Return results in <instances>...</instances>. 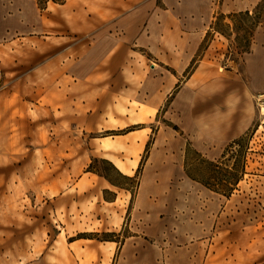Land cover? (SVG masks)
Returning <instances> with one entry per match:
<instances>
[{
    "label": "rangeland",
    "instance_id": "rangeland-1",
    "mask_svg": "<svg viewBox=\"0 0 264 264\" xmlns=\"http://www.w3.org/2000/svg\"><path fill=\"white\" fill-rule=\"evenodd\" d=\"M65 1L0 0L5 26H24L0 29V264L75 261L76 240H112L117 247L126 241L120 264H171L174 253L163 254L162 246L179 243L185 232L197 236V264L205 257L208 264H264V77L254 56L264 53V14L257 28L241 17L235 25L221 20L220 27L227 29L228 22L235 27L229 29L232 44L209 27L195 60L178 72L172 63L185 54V45H105L100 47L107 56L117 52L125 60L115 67L114 61L99 59L98 38L77 34L64 22L60 4ZM259 1L236 0L234 10L217 5L213 21L220 13L253 12ZM79 5L91 7L90 0ZM241 25H249L247 34ZM249 38L251 49L240 52L237 43ZM201 63L213 73L189 84ZM99 68L114 70L100 85L92 76ZM231 77L241 81L229 88ZM205 86H210L206 96ZM229 91L236 92L239 105L250 103L259 115L239 143L234 144L236 138L223 145L205 143L191 122L224 110ZM140 94L150 113L132 127L146 125L160 140L151 159L158 165L148 163L139 191V171L120 176L108 160L95 158L99 139L125 129H106L89 113L93 100L102 98L100 110L115 112V106L129 105ZM188 143L187 168L213 184L224 183L227 169L245 163L244 178L231 196L190 180ZM90 164L129 188L122 228L100 229L96 218L102 208L109 212V205L99 186L83 193L78 182ZM104 196L112 195L106 191ZM161 213L165 220L159 219Z\"/></svg>",
    "mask_w": 264,
    "mask_h": 264
},
{
    "label": "crops",
    "instance_id": "crops-1",
    "mask_svg": "<svg viewBox=\"0 0 264 264\" xmlns=\"http://www.w3.org/2000/svg\"><path fill=\"white\" fill-rule=\"evenodd\" d=\"M235 1L223 0L219 6L217 0H160V2L159 0H90L91 7L86 9V7L79 5L82 0H66L65 3L60 4V14L65 23L69 21L68 26L74 30L73 32L77 34L91 32L96 36L98 39L94 41V44L99 45L98 58L114 61L115 67L117 61H123L125 58L117 52L109 57L107 56L109 52L106 53L105 49L100 46L185 45L187 46L185 54L172 63L179 72L187 70L195 60L196 47L202 42L205 33L211 27L217 12V5L223 10L228 6L234 10L237 8ZM26 26L31 27L32 25ZM4 27L20 28L24 26L14 23L5 26L4 21L0 20V29ZM259 52L255 53L254 56L257 60V66L262 72L261 76L264 77V53ZM181 64H183L182 67ZM212 73L211 66L198 64L188 83H197L202 76H210ZM113 74L114 70L112 69L99 68L93 70L92 76L97 78L94 82L100 85L102 78L110 77ZM239 81H241L239 78H229V88L237 85ZM209 87L205 86V96ZM235 93L229 91L228 102L224 105V110L214 111L209 116L206 114L197 123L196 121L191 122L196 130V137L205 143L223 145L247 131L259 114L256 110L255 112L252 111L250 103L239 105L237 102L238 95ZM135 99L137 100L133 102L129 99L131 101L129 105L115 106V112L111 110V107H107L105 111L100 110L103 103L102 98L98 102L93 100L89 119L94 120L98 117L106 129H125L99 139V153L96 154L97 157L95 158L101 157L108 160L120 176L130 178L135 176L136 171H139L141 174V176L139 175L140 179L138 176L140 191L147 170L146 166L150 163L154 155V147L160 138L151 137V130L146 125L140 128L132 127L133 123H140L141 118L150 113L148 103L143 96L141 100V94ZM245 99L246 96L242 95V101ZM121 109H127L129 112L123 113ZM156 111L157 109L154 113ZM107 126H111V128ZM94 146L97 147V145ZM90 161L91 159L88 162ZM152 163L155 166L158 165L157 162L151 161L150 164ZM91 164V168L84 169L83 175L80 176L79 187L85 193L86 187L89 190L93 186H99L101 199H104L109 205L106 206L109 212L104 213L103 210L106 208H102L99 212L102 214L98 213L99 216L96 218L100 222V229L113 231L122 228L127 217V204L131 200L129 188L106 176ZM142 165L144 167L140 171ZM192 182L198 181L193 180ZM106 191L112 195L109 199L104 196ZM136 201L137 199L134 200V206ZM165 218L164 214L159 215L160 220H165ZM128 238L129 236L126 237V240ZM196 238L197 236L193 232H185L179 236V243L162 246V253H174L169 259L171 264H197L198 257L196 254L199 245ZM76 241L73 243L77 249H75L77 259L68 262L61 261L60 264H113L117 252L119 255L116 264L121 263L126 241L121 247H117L115 241L112 240L104 243H97V240H93L92 244H80ZM205 250L207 251V249ZM205 259L206 257L202 264H208V258Z\"/></svg>",
    "mask_w": 264,
    "mask_h": 264
},
{
    "label": "trees",
    "instance_id": "trees-1",
    "mask_svg": "<svg viewBox=\"0 0 264 264\" xmlns=\"http://www.w3.org/2000/svg\"><path fill=\"white\" fill-rule=\"evenodd\" d=\"M40 1L41 0H39V2ZM263 14H264V0H260L259 3L256 5L253 12H250V10H244V11H238V12L234 11V12H229V13H220L215 18V20L212 22V25L210 28H213V30L229 38V40L231 41V32H229V29L235 28V27H232L231 23L228 22V23H224V25L227 27V29H224L220 27L219 25L221 20H222L221 22H223L226 18H229L231 21H233L235 25V23L237 22V18L241 17L245 24L252 21L254 28H257V26L259 25L261 21ZM241 27H243V29L246 30L245 32L247 34V30H249L248 28L249 25L247 27H244L243 25H241ZM237 41H238V38L235 39V42ZM232 43L233 42L231 41V44ZM251 45H252V40L251 38H249L245 40V43H241L239 41L236 46L239 47L240 52L244 53V52H248L251 49ZM247 133L248 132L236 138L234 140V144L239 143L242 139H244L245 134ZM190 145H191L190 143L187 144L186 156H185V170H186L187 175L191 179L200 182L201 184H203L204 186L210 188L211 190L215 192H218L225 196H231V194L238 188L240 181L244 178V175L246 173L245 163H243L239 169H237L236 167H234L233 170L227 169L228 174L225 178H223V180L225 181L224 183L213 184L212 182L209 181V179H206L203 176H201L199 173L193 172L187 168L188 162L186 159L188 157Z\"/></svg>",
    "mask_w": 264,
    "mask_h": 264
},
{
    "label": "bare ground",
    "instance_id": "bare-ground-1",
    "mask_svg": "<svg viewBox=\"0 0 264 264\" xmlns=\"http://www.w3.org/2000/svg\"><path fill=\"white\" fill-rule=\"evenodd\" d=\"M181 67L183 66V64H181L180 65ZM191 180V179H190ZM193 181V180H192ZM197 183V182H196ZM202 186V188H204V190H206V191H210V192H213L212 190H210L209 188H207L206 186H204V185H201Z\"/></svg>",
    "mask_w": 264,
    "mask_h": 264
}]
</instances>
